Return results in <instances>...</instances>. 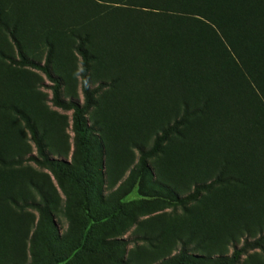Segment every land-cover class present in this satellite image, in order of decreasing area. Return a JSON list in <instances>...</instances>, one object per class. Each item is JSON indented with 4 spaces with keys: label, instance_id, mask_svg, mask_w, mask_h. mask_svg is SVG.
<instances>
[{
    "label": "rangeland",
    "instance_id": "374dc122",
    "mask_svg": "<svg viewBox=\"0 0 264 264\" xmlns=\"http://www.w3.org/2000/svg\"><path fill=\"white\" fill-rule=\"evenodd\" d=\"M55 38L60 97L82 106L76 42ZM0 51V264H264V185L252 176L240 189L231 170L210 166L204 188L189 178L204 155L193 147L205 119H188L190 141L173 132L165 140L159 122L174 121L167 100L127 95L109 76L81 115V141L73 110L53 105L45 76L6 59L17 51L1 30ZM159 57L145 52L140 80L160 70ZM89 64L94 90L107 68Z\"/></svg>",
    "mask_w": 264,
    "mask_h": 264
},
{
    "label": "trees",
    "instance_id": "16d2710c",
    "mask_svg": "<svg viewBox=\"0 0 264 264\" xmlns=\"http://www.w3.org/2000/svg\"><path fill=\"white\" fill-rule=\"evenodd\" d=\"M0 30L17 51L18 60L6 59L45 76L52 84L53 105L73 110V129L81 141L87 137L82 113L106 79L115 76L109 82L125 84L127 95L151 93L167 100L174 121L167 120L165 127L159 122L164 130L155 127L165 140L173 132L188 142V119L206 120L204 137L193 147L204 152L202 162L188 173L200 188L209 166L231 170L240 189L248 188L252 176L264 185V0H0ZM59 33L76 42L82 106L60 97L61 78L53 67ZM154 51L160 53V70L140 80L144 54ZM114 56L121 57L119 66ZM91 61L107 68L94 90L89 88ZM132 107V101L122 106ZM31 134L36 136L32 129ZM137 151L143 154L141 147ZM195 152L190 148L191 157ZM260 242L235 250L232 260Z\"/></svg>",
    "mask_w": 264,
    "mask_h": 264
}]
</instances>
